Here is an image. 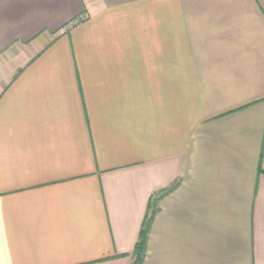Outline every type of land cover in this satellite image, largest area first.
I'll list each match as a JSON object with an SVG mask.
<instances>
[{
	"label": "crops",
	"instance_id": "0c3cea01",
	"mask_svg": "<svg viewBox=\"0 0 264 264\" xmlns=\"http://www.w3.org/2000/svg\"><path fill=\"white\" fill-rule=\"evenodd\" d=\"M146 215L141 264H264V0H0V264Z\"/></svg>",
	"mask_w": 264,
	"mask_h": 264
},
{
	"label": "trees",
	"instance_id": "16d2710c",
	"mask_svg": "<svg viewBox=\"0 0 264 264\" xmlns=\"http://www.w3.org/2000/svg\"><path fill=\"white\" fill-rule=\"evenodd\" d=\"M147 222H148V216L146 215L144 218V221L142 223L141 230L139 232L138 241L134 247L132 256L134 258L133 264H141L143 257H144V251H145V242H146V233H147Z\"/></svg>",
	"mask_w": 264,
	"mask_h": 264
},
{
	"label": "built area",
	"instance_id": "2783aa9c",
	"mask_svg": "<svg viewBox=\"0 0 264 264\" xmlns=\"http://www.w3.org/2000/svg\"><path fill=\"white\" fill-rule=\"evenodd\" d=\"M77 23V20L70 23V25H75Z\"/></svg>",
	"mask_w": 264,
	"mask_h": 264
}]
</instances>
